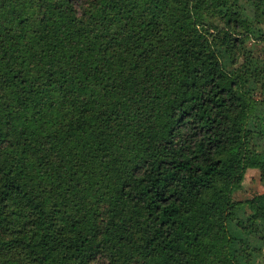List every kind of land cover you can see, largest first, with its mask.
I'll return each instance as SVG.
<instances>
[{"label": "trees", "instance_id": "trees-1", "mask_svg": "<svg viewBox=\"0 0 264 264\" xmlns=\"http://www.w3.org/2000/svg\"><path fill=\"white\" fill-rule=\"evenodd\" d=\"M264 0H0V264H264ZM258 87V99L250 96Z\"/></svg>", "mask_w": 264, "mask_h": 264}, {"label": "rangeland", "instance_id": "rangeland-1", "mask_svg": "<svg viewBox=\"0 0 264 264\" xmlns=\"http://www.w3.org/2000/svg\"><path fill=\"white\" fill-rule=\"evenodd\" d=\"M262 29L264 31V25ZM249 48L258 58H264V37L258 35L252 38L249 43ZM251 89L250 96L258 99V87L252 86ZM262 193H264V183L260 180L259 173L254 169H248L245 174L242 188L233 194V199L242 201Z\"/></svg>", "mask_w": 264, "mask_h": 264}]
</instances>
